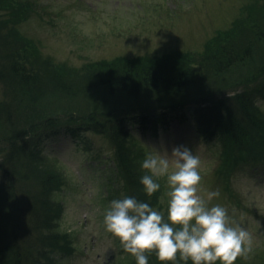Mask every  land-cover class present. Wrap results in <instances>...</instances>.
I'll return each instance as SVG.
<instances>
[{
  "label": "trees",
  "instance_id": "obj_1",
  "mask_svg": "<svg viewBox=\"0 0 264 264\" xmlns=\"http://www.w3.org/2000/svg\"><path fill=\"white\" fill-rule=\"evenodd\" d=\"M249 3L199 53L118 58L68 70L37 63L38 50L17 28L28 7L22 0H0V19L7 17L0 20V264H61L73 251L70 234L58 228L63 208L56 196L65 185L63 168L45 150L46 140L59 130L76 144L85 142L86 133L109 142L115 154L104 183L109 204L135 197L163 213L166 181L156 179L160 188L150 197L140 183L147 174L141 168L145 142L159 143L172 121L182 125L193 118L198 136L210 145L208 154L218 161L216 181L220 197L226 193L232 201L226 209L233 222L232 210L241 211V204L231 179L250 182V168H264V0ZM238 67L244 73L228 80ZM198 87L206 93L192 92ZM226 89L231 92L222 95ZM188 91L189 99L173 101ZM154 100L161 105H146ZM162 109L173 114L158 113ZM111 238L116 248L107 264H136ZM146 255L148 264H164L155 252ZM167 264L185 262L177 254ZM234 264H264V243Z\"/></svg>",
  "mask_w": 264,
  "mask_h": 264
},
{
  "label": "rangeland",
  "instance_id": "obj_2",
  "mask_svg": "<svg viewBox=\"0 0 264 264\" xmlns=\"http://www.w3.org/2000/svg\"><path fill=\"white\" fill-rule=\"evenodd\" d=\"M251 1L22 0L28 12L26 19H18L17 28L30 46L38 50V64L80 70L118 58L154 60L167 55L199 53L214 33L225 30L239 15L240 9ZM7 4L11 6V2ZM244 71L238 67L237 72H230L227 79L238 78ZM225 91L222 95L231 92L230 89ZM1 92L0 86V96ZM192 92L205 94L206 88L198 87ZM192 92L188 91L173 101L189 99ZM146 105L161 104L154 100ZM136 106L143 105L137 103ZM62 125L63 122L60 128ZM196 131L193 118L180 126L172 121L160 136L159 143L145 142L144 159L150 153H159L171 161L173 147H188L200 159L198 170L202 174L198 194L203 196L206 192L221 190L222 186L216 181L218 161L208 154L210 145ZM57 132L46 140L45 150L58 160L65 176L63 190L56 196L63 208L58 228L70 234L73 251L62 259L61 264H107L116 248L102 223L109 206L104 183L108 184L107 175L114 168V150L100 135L86 133L84 141L87 144L83 141L76 144L63 130ZM250 171L253 172L250 182L240 180L237 183L234 179L231 184L229 182L236 190L235 200L241 204V211L232 210L236 217L231 216L233 222L230 224L245 226L243 228L253 237L254 248L264 243V168H254V171L250 168ZM28 185L33 186L32 183ZM166 193L163 198L167 201ZM231 203L225 193L223 198L220 195L214 197L209 207L219 204L227 208ZM163 213L167 215V212Z\"/></svg>",
  "mask_w": 264,
  "mask_h": 264
},
{
  "label": "clouds",
  "instance_id": "obj_3",
  "mask_svg": "<svg viewBox=\"0 0 264 264\" xmlns=\"http://www.w3.org/2000/svg\"><path fill=\"white\" fill-rule=\"evenodd\" d=\"M168 157L148 154L141 164L140 183L147 196H152L164 178L167 219L164 214L135 197L111 201L103 215L105 232L116 238L123 251L133 256L136 264H148L146 253L155 252L159 261L174 262L179 254L185 264H234L239 257L249 259L253 237L239 224L232 226L226 208L209 207L219 190L198 194L201 175L200 159L186 146H176Z\"/></svg>",
  "mask_w": 264,
  "mask_h": 264
}]
</instances>
